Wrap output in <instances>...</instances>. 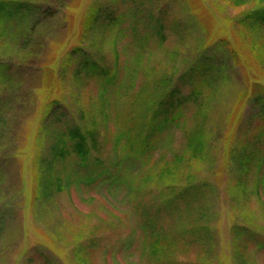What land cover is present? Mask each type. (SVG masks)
<instances>
[{
    "label": "rangeland",
    "instance_id": "obj_1",
    "mask_svg": "<svg viewBox=\"0 0 264 264\" xmlns=\"http://www.w3.org/2000/svg\"><path fill=\"white\" fill-rule=\"evenodd\" d=\"M0 3L19 7L0 21V63L8 66V77L0 76V264H264V140L251 145L264 124L240 104L248 76L264 82V25L238 23L264 0ZM220 38L236 46L244 65L223 61L224 78L213 87L200 81L198 102L164 107L170 126L159 131L163 117L148 119L146 109L167 106L175 87L188 96L197 83L181 78L191 59L207 52L224 60L214 46ZM84 63L93 69L80 71ZM75 127L92 148L88 165L98 160L110 170L123 157L136 169L130 185L99 183L88 165L75 168L71 152L57 157L69 140L62 132ZM203 132L212 161L194 157L193 138ZM230 146L255 155L243 187L238 162L223 166ZM52 159L63 188L34 205V170L45 173ZM193 173L197 187L209 181L216 192L195 204L180 195L172 202L164 185H187ZM192 225L211 229L213 241L189 238ZM236 226L252 234L236 235ZM151 230L167 248L159 259L149 255L159 239Z\"/></svg>",
    "mask_w": 264,
    "mask_h": 264
},
{
    "label": "trees",
    "instance_id": "obj_2",
    "mask_svg": "<svg viewBox=\"0 0 264 264\" xmlns=\"http://www.w3.org/2000/svg\"><path fill=\"white\" fill-rule=\"evenodd\" d=\"M246 2H240L239 4ZM19 11V7L15 6V8H12L9 4H3L0 3V21L2 25H5L10 19H13L15 14ZM239 25L246 27V28H256L261 25H264V6L255 8L251 13L246 14L245 17L239 20ZM218 51H220V54L224 60H221L218 56V54H210L207 52H201L197 54L193 59H191L190 67L185 73V75L182 76V80L184 83L188 84L189 82L197 83L193 90L189 93L188 96H182L181 90L178 87H175L171 93L172 97L169 99V103H167V106H163L164 103L154 104L150 103L149 108L146 109L144 116L148 117V119H156L159 121V117L162 116V120H160V127L159 131H164L169 128L170 123L169 120L166 119L168 114V110L170 108H176L179 105L183 104V102H191V101H197L201 94L203 86L207 87H213L214 80H222L224 78V73L226 70L225 61L226 63L228 61H233L236 64L244 65L242 62V59L239 58V51H237L236 46H234L230 40L225 38H220L216 44L214 45ZM262 63V69L264 71V60ZM91 70L93 69L92 66L89 64H82L80 67V71H85L86 69ZM247 72V71H246ZM8 74V66L6 64L0 63V76H5ZM251 75V74H250ZM8 75L6 76V78ZM52 75L48 74V79H52ZM249 80L248 87L250 88L249 91H245L243 94H241L240 97V104L242 106L243 101H246V105L251 107L255 111L256 117L259 119V124H264V82L258 79L257 77L254 78V80H250L251 77H247ZM202 81V85H199V82ZM252 81V82H251ZM169 98V97H168ZM2 100L0 99V105ZM57 101L53 102L55 104ZM198 102V101H197ZM164 107L166 109H164ZM240 107V106H239ZM239 113V112H238ZM237 113V114H238ZM264 128V127H263ZM63 136H66L69 138V140L62 141V146L59 149H55V153H57V157L65 158L69 152L75 154L78 156L79 164L75 165V168L79 170H84L88 168L89 175H98V182H107L111 186L116 185L119 183H127L129 184L128 176H131L133 172L136 171V169L133 168V164L125 160L123 157L119 158L113 165V168L109 170L108 165L103 164L102 162H98L96 160L93 163L88 162L91 160V151L92 148H90L88 144V138L86 137V134L82 132V130L78 127H75L73 129L68 128L65 130V132H62ZM263 135V136H261ZM261 135L259 136V133L252 139L251 145L255 143V146L260 143L261 140H264V130L262 131ZM208 137L204 134V132L200 135V137L193 138L192 146L194 148V151H197V154L194 156L196 158H199V161H204L205 158L209 159V161L213 158L211 156L210 152L206 151V145L208 147ZM67 142H72L71 146L67 145ZM68 146V147H67ZM191 147V146H190ZM230 152L228 153V161L230 164L228 166L223 165L224 168L228 169L230 165H234V163L239 164L240 166V174L241 176L237 180V185H241L243 187V183L245 180V175L248 174L249 170V164L251 160L255 157H252L254 154L253 151H250V147L248 146H242L239 148H234V146L229 147ZM207 152V153H206ZM210 156H209V155ZM70 155V154H69ZM209 157V158H208ZM181 158H177L176 161L177 164L181 165L183 163V160L180 161ZM138 162H135V167L137 166ZM140 163V162H139ZM202 163V162H201ZM88 165V166H86ZM261 168L264 167V160L260 162ZM86 166V168H85ZM44 172L40 173L42 170H34L35 175V189L33 192V202L34 205L39 204V201L45 203L46 201H49L53 195L55 194L56 188H58V191H61L64 185V182L61 180V173L57 169H55V160L52 159L51 161L45 162ZM40 168V169H42ZM140 169V168H139ZM226 169V170H227ZM129 174V175H128ZM92 175V176H93ZM89 176L90 179L93 177ZM190 181L187 185L179 186L176 184V182L173 181V184H165L162 189L163 191H169V195L171 198V201L173 202L177 196H181V199L183 198L186 200L187 204H195V202H202L203 200H206L211 197V195L216 192V187L211 182H205L204 189H200L197 187L198 182L194 181V173L191 175ZM172 179H175V173L172 174L170 178L164 177L162 180L164 183H169V181ZM99 182V183H100ZM130 185V184H129ZM238 187V188H241ZM169 201V200H168ZM169 201V202H171ZM167 206L168 204H163ZM3 218V217H2ZM0 217V232L2 229H4L5 222H3V219ZM198 226V225H197ZM236 235L241 234L242 236H250L252 233H250V230L243 226H236L235 227ZM187 232H189L188 236L189 238H194L195 240H201V242H212L213 241V235L211 229L208 227L201 225L199 227L194 228V225H192L191 229H187ZM150 234H152V230L150 231ZM157 236L159 237L158 241H153L152 244H150V253L149 255L153 258L159 259V254H162L163 251L166 254L167 248H164V245L161 244L162 240L159 236V233L155 231L151 236ZM239 237H241L239 235ZM198 240V241H199ZM212 240V241H211ZM167 247V246H165ZM145 253H148V248L144 249ZM204 264V263H200Z\"/></svg>",
    "mask_w": 264,
    "mask_h": 264
}]
</instances>
